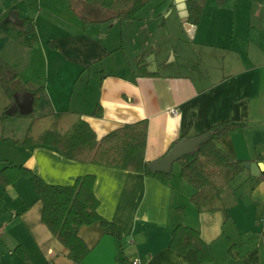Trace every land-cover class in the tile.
Segmentation results:
<instances>
[{"label":"crops","instance_id":"obj_1","mask_svg":"<svg viewBox=\"0 0 264 264\" xmlns=\"http://www.w3.org/2000/svg\"><path fill=\"white\" fill-rule=\"evenodd\" d=\"M111 15L83 0H0V56L18 71L17 90L44 86L38 115L79 111L98 138L148 118V163L230 120L236 125L221 141L237 157L264 164V0H206L199 23L190 26L177 0H151L134 19ZM141 54L153 74L139 72ZM1 102L0 116L12 100ZM98 104L101 115L94 113ZM31 120L0 118V139L14 141L10 157L0 159L55 184L95 174L98 210L121 238L100 222L83 224L79 234L91 250L76 263L42 220V202L17 186L20 177L0 184V230L11 234L9 243L0 242V264H264V168L255 175L246 167L226 186L227 210L200 212L190 200L196 188L181 165L173 166L178 159L164 179L71 159L51 146L24 144ZM6 195L11 203L2 205ZM179 223L200 230L211 261L201 263L192 247L170 246ZM18 245L28 259L14 250Z\"/></svg>","mask_w":264,"mask_h":264},{"label":"trees","instance_id":"obj_2","mask_svg":"<svg viewBox=\"0 0 264 264\" xmlns=\"http://www.w3.org/2000/svg\"><path fill=\"white\" fill-rule=\"evenodd\" d=\"M89 4L106 8L112 17L121 20L136 18V14L151 0H83ZM206 0H187L189 22L198 24ZM86 20H94L86 18ZM138 70L142 74H153L145 63V54L138 59ZM18 71L0 56V85L13 101L15 81ZM44 86L40 85L34 92L33 110L27 114L15 115L32 118L23 143L44 144L56 148L68 158L80 161H92L108 166L141 171L146 174L167 178L170 171L153 172L148 167L146 145L148 137V118L126 122L98 138L92 125L75 110L54 111L37 114V107ZM102 114L100 104L94 110ZM14 114L3 112L2 118ZM235 123L230 120L214 124L203 131L210 135L194 151L182 154L178 160L181 173L196 191L190 200L198 211L227 210L223 192L245 168L248 160L237 157L220 139L227 135ZM22 176L30 177L36 191V200L42 202V220L53 234L68 248L69 256L81 263L90 253V246L79 234L83 224L100 222L109 228L116 239L121 238L118 225L103 216L98 206L100 200L95 193V174L79 175L71 184H55L46 181L30 167L8 161L0 168V184H13ZM264 176V171H263ZM183 210V207H179ZM170 246L180 252L192 247L196 250L201 263L212 260L210 244L206 242L200 230L188 224L179 223L172 231ZM23 258L28 259L26 250L18 245L14 249Z\"/></svg>","mask_w":264,"mask_h":264},{"label":"water","instance_id":"obj_3","mask_svg":"<svg viewBox=\"0 0 264 264\" xmlns=\"http://www.w3.org/2000/svg\"><path fill=\"white\" fill-rule=\"evenodd\" d=\"M177 8L183 22L190 26L189 22V9L187 0H177ZM34 92L31 90L20 91L17 90L14 92V100L6 108V113L15 114L17 112L22 114H27L33 110L34 102ZM209 132L204 133L195 138H185L176 142L170 150L162 157L153 160L148 163V167L151 171L156 172L158 170L169 171L172 162L175 159H178L182 154L190 151H194L196 147L208 136ZM246 167L250 168L252 173L259 175L264 168L262 162L248 161L245 163Z\"/></svg>","mask_w":264,"mask_h":264},{"label":"rangeland","instance_id":"obj_4","mask_svg":"<svg viewBox=\"0 0 264 264\" xmlns=\"http://www.w3.org/2000/svg\"><path fill=\"white\" fill-rule=\"evenodd\" d=\"M108 10V9H107ZM170 57H171V55H170ZM14 87L15 88H17L18 86H17V84L15 83L14 84ZM6 98L7 99H10L8 96H7V94H6V92L4 91V89L1 87V85H0V104L2 103L1 102V100L3 101V100H6ZM7 108V107H6ZM6 108H4V111H6ZM3 111V112H4ZM3 112H2V114H3ZM2 116V115H1ZM0 116V118L2 119V120H5L6 118H8V117H6V118H2ZM16 116H19V117H26V116H20V115H16ZM10 117V116H9ZM27 117H29V116H27ZM23 127H24V123H20V124H17L16 125V131H15V137H17V136H19L20 135V132L23 130ZM7 131L6 130H4V133H6ZM12 142H14V141H6L5 140V138H3V139H0V155L2 156V157H10L9 155H10V153L13 151V149H12V145H10V144H13ZM10 159H14V160H18L17 158H10ZM4 160H1L0 159V167H2L5 163L3 162ZM181 164H180V162H179V160H176L175 162H174V164H173V166L176 168V167H178V166H180ZM1 186H3V185H1ZM17 186H20L22 189H24V191L26 192V195L27 196H29L30 198L29 199H34V198H36V191H35V189H34V187H33V184H32V181H31V178L30 177H21L19 180H18V182H17ZM0 188H2V187H0ZM11 197L9 196V195H6V198H5V200H3L2 201V205L3 204H5L6 202L7 203H11V199H10ZM16 199H13V201H15ZM17 202L19 203V201H18V199H17ZM3 233V232H2ZM1 233V230H0V242H2L3 240H5L7 243H9L10 241H11V239H10V231L8 232V231H4V233L2 234Z\"/></svg>","mask_w":264,"mask_h":264},{"label":"built area","instance_id":"obj_5","mask_svg":"<svg viewBox=\"0 0 264 264\" xmlns=\"http://www.w3.org/2000/svg\"><path fill=\"white\" fill-rule=\"evenodd\" d=\"M172 111L173 112H178V108L176 107H174V108H172ZM133 264H139L140 263V259H135V260H133V262H132Z\"/></svg>","mask_w":264,"mask_h":264}]
</instances>
